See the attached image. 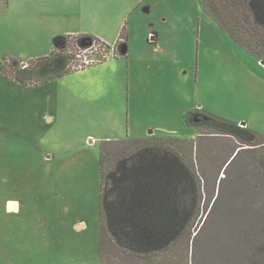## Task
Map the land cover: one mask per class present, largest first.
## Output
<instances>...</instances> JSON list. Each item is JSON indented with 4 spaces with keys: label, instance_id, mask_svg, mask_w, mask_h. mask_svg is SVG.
Wrapping results in <instances>:
<instances>
[{
    "label": "rangeland",
    "instance_id": "374dc122",
    "mask_svg": "<svg viewBox=\"0 0 264 264\" xmlns=\"http://www.w3.org/2000/svg\"><path fill=\"white\" fill-rule=\"evenodd\" d=\"M10 1L32 12L39 0ZM45 3L47 15L31 16L0 0V264H115L98 256L104 146L196 140L187 123L192 112L244 123L264 136V64L203 11L202 0ZM123 28L125 38L114 48ZM66 34L73 36L67 49L73 70L33 85L2 74L48 56L53 38ZM76 36L101 43L78 44ZM220 141L222 152L235 143ZM122 147L111 144L104 155L119 157ZM201 152L209 157L212 185L222 160L213 163L215 151ZM241 166L233 167V177ZM7 199L20 202L21 214L5 216L4 209H14ZM226 237L232 244L204 250L203 263L240 264L238 239ZM184 249L175 245L167 258L177 260Z\"/></svg>",
    "mask_w": 264,
    "mask_h": 264
},
{
    "label": "trees",
    "instance_id": "16d2710c",
    "mask_svg": "<svg viewBox=\"0 0 264 264\" xmlns=\"http://www.w3.org/2000/svg\"><path fill=\"white\" fill-rule=\"evenodd\" d=\"M202 8L264 64V0H202ZM72 37H54L48 56L27 62L12 75L2 74L29 85L63 76L72 69L74 56L67 52ZM76 37L78 44L101 43L89 36ZM118 38H125L124 28ZM187 123L195 126L196 140H138L104 146L103 150L114 151L117 147L110 148L111 144H123L119 157L108 159L103 150L100 155L98 256L102 262L143 264L145 259L146 264H160L163 259V264H188L191 247V264H207L201 261V253L215 246L228 247L232 241L226 235L232 234L238 239L240 264H264V136L205 112L190 113ZM204 127L209 130L206 135L200 132ZM221 138L235 143L226 152L216 150L223 145ZM184 147L189 149L187 154ZM204 149L215 151L216 156L210 155L213 163L222 160L212 185ZM238 163L241 170L233 177ZM228 198L229 207L224 205ZM4 214L8 215L5 209ZM175 245L185 247L187 253H178L177 260L167 258ZM163 254L166 258L160 259Z\"/></svg>",
    "mask_w": 264,
    "mask_h": 264
},
{
    "label": "crops",
    "instance_id": "0c3cea01",
    "mask_svg": "<svg viewBox=\"0 0 264 264\" xmlns=\"http://www.w3.org/2000/svg\"><path fill=\"white\" fill-rule=\"evenodd\" d=\"M6 6H7V9L10 8V7H12L13 8L12 9L13 11H15V12H17L19 14L20 13L21 14H24V15L25 14L26 15L29 14L31 16L32 15H35V16H43V15H47L49 13V12L47 13V11L49 10V8H48V6H46L45 0H39V1L35 2L34 5H33L34 9L32 10V12H30V10H27L26 9V8L29 7L28 5H25V6H23V5H16V4L13 5V3L10 0H7ZM23 7L26 9L24 12L22 11V8ZM241 126L244 127V123H242ZM9 203L14 204V209L9 210L8 212L5 210V212H7L8 215H11L12 214V215H17L18 216L19 214H21V211H20V209H21L20 202L18 200H16V199H10L9 200Z\"/></svg>",
    "mask_w": 264,
    "mask_h": 264
},
{
    "label": "flooded vegetation",
    "instance_id": "af4514ba",
    "mask_svg": "<svg viewBox=\"0 0 264 264\" xmlns=\"http://www.w3.org/2000/svg\"><path fill=\"white\" fill-rule=\"evenodd\" d=\"M124 39H120L119 40V42H116V46L114 47V48H116L118 45H119V43L121 42V41H123Z\"/></svg>",
    "mask_w": 264,
    "mask_h": 264
},
{
    "label": "water",
    "instance_id": "95a60500",
    "mask_svg": "<svg viewBox=\"0 0 264 264\" xmlns=\"http://www.w3.org/2000/svg\"><path fill=\"white\" fill-rule=\"evenodd\" d=\"M89 44H90V43H87L86 46L89 45ZM123 50H124V49H123ZM123 50H122V51H123ZM124 52H125V51H124Z\"/></svg>",
    "mask_w": 264,
    "mask_h": 264
}]
</instances>
